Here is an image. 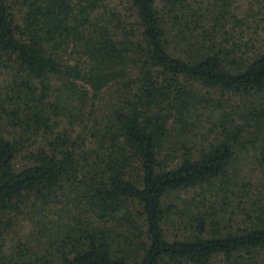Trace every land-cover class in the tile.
I'll use <instances>...</instances> for the list:
<instances>
[{"label": "trees", "instance_id": "trees-1", "mask_svg": "<svg viewBox=\"0 0 264 264\" xmlns=\"http://www.w3.org/2000/svg\"><path fill=\"white\" fill-rule=\"evenodd\" d=\"M162 1L0 0V264H264V0Z\"/></svg>", "mask_w": 264, "mask_h": 264}, {"label": "rangeland", "instance_id": "rangeland-1", "mask_svg": "<svg viewBox=\"0 0 264 264\" xmlns=\"http://www.w3.org/2000/svg\"><path fill=\"white\" fill-rule=\"evenodd\" d=\"M189 1H193V0H189ZM197 1H201V0H197ZM233 4H232V10L235 11L236 15L239 17L244 16V14L246 13V11H248V8L250 6V3L252 4V8H253V12H248L252 15L257 14V9L259 8L260 5H258L257 3H254V0H232ZM156 6L158 8H162L164 6V2L162 0H156ZM105 4L107 5L109 11L118 14L119 17L121 18L123 25L126 29L129 28H138V21L136 20V15H135V10L132 7V4L130 2V0H105ZM252 17H249V21L247 23V25H244L242 27V29L244 30V37L243 40H249L252 39L254 40V45L255 46H260L263 43V39H264V30L263 29H259L258 31H255L254 29V24L251 23V19ZM261 24V23H260ZM248 26V27H245ZM236 33V36L239 35L238 33V29L234 31ZM70 52V51H69ZM70 62L71 63H76L79 62L80 60V56H78L75 52L72 53L71 56H69ZM82 60V58H81ZM9 80V76L7 73H4L0 76V82L2 84L6 83ZM53 84L55 87L58 86V82L52 80ZM89 111V107H85L84 109V116L88 118V113ZM209 116V117H208ZM201 122H200V130L202 132H204L209 125L211 124V122L213 121L212 118V114L205 112L204 115L198 117ZM88 122V125L92 124V120L91 118L89 120H85V122ZM71 119H69V117H63V119H61L60 125L57 128V130L59 131H63V130H67V132L70 134V136H72L73 138L77 135H80L81 137H85L87 136L88 131L84 129L82 124H77L74 123L73 125H71ZM175 133H172V137H174ZM88 141V140H87ZM39 142H41L39 140ZM38 142V143H39ZM35 146H33L32 148H34ZM31 148V147H30ZM24 154L25 152H21L19 155V159L17 161V165L20 166L22 164H24L26 162V160L24 159ZM249 171V170H248ZM259 177V172L258 170L256 171V175H255V179H257ZM196 190H190L189 192H181V193H176L174 194L173 200H178L181 198H185V199H190L192 198V196H194ZM257 191L253 190L252 191V198H255V196L253 194H256ZM242 224V219L237 217L235 223H233L234 226L237 225H241ZM243 225V224H242ZM177 225H175V227H173L171 225V222H168L165 229H166V235L168 238H174L175 235L178 237L177 238H181L184 235H187L188 233L183 230H179L176 227ZM18 229H20V227H18ZM25 229V228H21V231ZM183 229V228H182ZM218 260H221V257L218 258ZM219 261H217L219 263Z\"/></svg>", "mask_w": 264, "mask_h": 264}]
</instances>
